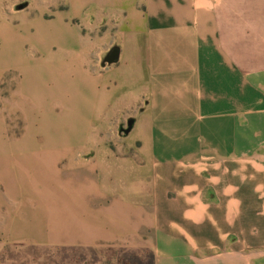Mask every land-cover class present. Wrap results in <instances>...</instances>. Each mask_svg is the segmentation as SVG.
I'll list each match as a JSON object with an SVG mask.
<instances>
[{
	"label": "crops",
	"instance_id": "crops-1",
	"mask_svg": "<svg viewBox=\"0 0 264 264\" xmlns=\"http://www.w3.org/2000/svg\"><path fill=\"white\" fill-rule=\"evenodd\" d=\"M108 7L100 21L76 18L94 33L91 54L103 43L100 64H88L82 90L50 98L72 127L73 113L95 130L118 115L134 118L127 136L137 154L110 153V185L102 154L81 161L88 143L52 142L50 168L62 162L66 172H101L83 192L95 201L116 195L112 215L154 236L158 264H264V0H113ZM113 46L118 60L102 65ZM83 51L64 62L86 66Z\"/></svg>",
	"mask_w": 264,
	"mask_h": 264
},
{
	"label": "rangeland",
	"instance_id": "rangeland-1",
	"mask_svg": "<svg viewBox=\"0 0 264 264\" xmlns=\"http://www.w3.org/2000/svg\"><path fill=\"white\" fill-rule=\"evenodd\" d=\"M112 1L0 0V264H158V243L149 240L154 236L142 227L119 226L128 220L112 215L116 195L103 193L95 201L94 193L83 192L101 172H66L62 162L52 170L47 162L52 142L88 143L81 161L90 163L94 150L102 154V178L110 185V153L137 154L130 136L118 131L126 115L95 130L78 125L82 120L73 113L72 127L54 113L50 98L82 90L88 64H100L103 43L91 54L94 33L76 18L96 15L100 21V9ZM84 49L86 66L64 62ZM16 149L17 157L10 156Z\"/></svg>",
	"mask_w": 264,
	"mask_h": 264
},
{
	"label": "water",
	"instance_id": "water-1",
	"mask_svg": "<svg viewBox=\"0 0 264 264\" xmlns=\"http://www.w3.org/2000/svg\"><path fill=\"white\" fill-rule=\"evenodd\" d=\"M118 57H119V48L117 46H113L105 55L102 61V65H106V64L110 65L112 63H115L118 60ZM133 125H134V118H129L126 121V124H121L119 126L118 129L119 134L123 136H127L129 132L132 130Z\"/></svg>",
	"mask_w": 264,
	"mask_h": 264
}]
</instances>
